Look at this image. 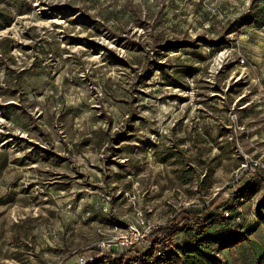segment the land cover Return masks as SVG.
Segmentation results:
<instances>
[{
    "label": "rangeland",
    "instance_id": "374dc122",
    "mask_svg": "<svg viewBox=\"0 0 264 264\" xmlns=\"http://www.w3.org/2000/svg\"><path fill=\"white\" fill-rule=\"evenodd\" d=\"M5 29L0 264L172 218L157 264L257 263L264 180L242 163L264 155V0H0Z\"/></svg>",
    "mask_w": 264,
    "mask_h": 264
},
{
    "label": "built area",
    "instance_id": "2783aa9c",
    "mask_svg": "<svg viewBox=\"0 0 264 264\" xmlns=\"http://www.w3.org/2000/svg\"><path fill=\"white\" fill-rule=\"evenodd\" d=\"M242 167L246 175L264 180V155L257 158L246 155ZM225 215L228 216V213ZM155 229L153 224L144 221L128 224L111 238L74 252L64 264H112L114 260L128 255L135 248L142 247L144 251L150 245L151 240L148 237Z\"/></svg>",
    "mask_w": 264,
    "mask_h": 264
},
{
    "label": "trees",
    "instance_id": "16d2710c",
    "mask_svg": "<svg viewBox=\"0 0 264 264\" xmlns=\"http://www.w3.org/2000/svg\"><path fill=\"white\" fill-rule=\"evenodd\" d=\"M201 226H202V232H204L208 226V222L203 223ZM180 230L181 229L178 228L176 220L172 218L166 226L160 227L158 230H155L153 233L157 236L158 234H161L166 231L168 233V236H172L180 232ZM212 241L215 242V240H212ZM158 244H160V242L159 240L155 238L151 240L150 245L142 252V255H141V257L143 258L142 260L145 259L146 260L145 262L147 264L162 263L163 261H166L167 259H169L168 246L163 245L158 250L157 249ZM157 251H159L160 254L156 258L155 255ZM132 254L133 256L134 254L136 255L137 251H134V252L132 251L128 255L122 256L114 260L112 264H131L132 262L130 261L132 260L138 261L139 259H132V256H131ZM191 264H206V263L203 261H200L198 258H195V259H192ZM256 264H264V255L257 261Z\"/></svg>",
    "mask_w": 264,
    "mask_h": 264
},
{
    "label": "bare ground",
    "instance_id": "6f19581e",
    "mask_svg": "<svg viewBox=\"0 0 264 264\" xmlns=\"http://www.w3.org/2000/svg\"><path fill=\"white\" fill-rule=\"evenodd\" d=\"M7 32H8V31H7L6 29L0 31V36L4 35V34L7 33ZM220 62H221V60H220V58H219L218 63H217V67L220 65Z\"/></svg>",
    "mask_w": 264,
    "mask_h": 264
}]
</instances>
